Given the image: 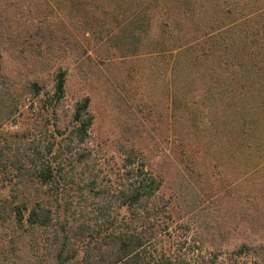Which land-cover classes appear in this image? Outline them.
I'll return each instance as SVG.
<instances>
[{"label": "trees", "instance_id": "1", "mask_svg": "<svg viewBox=\"0 0 264 264\" xmlns=\"http://www.w3.org/2000/svg\"><path fill=\"white\" fill-rule=\"evenodd\" d=\"M89 1L60 0V5L78 12L76 19L70 15L74 24L58 19L62 41L73 37L70 29L81 22L94 30L79 31L81 38L104 47L107 56L114 53L110 47L122 56H133L144 39L155 37L150 31L158 25L162 36L157 42L151 39L152 44L162 53L171 45L176 68L184 69L189 62L187 71L202 73L204 67L216 84L220 81L214 93L207 84L201 92L208 101L220 99L217 104L232 112V120L221 117L217 128L239 144L242 161L236 169H264V0H117V33L96 19L98 27H93ZM17 2L0 0V16L8 8H20ZM168 12H177V17L170 18ZM200 53L216 56V62L224 58L225 69L202 66ZM186 54L189 59L180 61ZM77 55H86L82 46ZM254 57L258 62H253L252 70ZM234 61L244 68L243 78L236 74ZM2 78L0 125L14 121L21 106L15 83L9 76ZM65 84L62 68L48 91L37 80L26 81L23 88L32 100L30 107H35L34 121L20 131L0 129V264H264L263 244H241L226 255L218 250L204 254L199 241L187 236L188 225L180 226L181 235H173L172 206L161 195L163 177L148 168L134 144L129 148L120 144L122 158L113 179L101 169L88 146L93 124L90 98L75 101L64 110L63 119ZM185 85L181 83V90ZM191 89L198 91L195 85ZM253 92L254 106L237 103ZM172 109L178 136L173 152L186 169L182 150L194 136L197 116L178 96ZM193 194L197 198L198 193ZM258 200L256 196L242 200L238 221L264 233V204Z\"/></svg>", "mask_w": 264, "mask_h": 264}, {"label": "rangeland", "instance_id": "2", "mask_svg": "<svg viewBox=\"0 0 264 264\" xmlns=\"http://www.w3.org/2000/svg\"><path fill=\"white\" fill-rule=\"evenodd\" d=\"M116 1H89L87 12L95 29L97 21L117 33ZM59 3L60 0H18L20 8H8L5 16H0V89L2 77L9 76L21 100L14 121L0 125V129L14 132L28 127L34 121L35 107L29 105L32 100L24 93V83L37 80L48 91L57 69L62 68L66 71L63 119L64 110L75 101L84 96L90 98L93 124L88 146L101 169L112 179L121 163L120 144L128 148L134 144L148 168L163 177L161 195L172 206L173 235H181L184 230L180 226L188 225L187 236L199 241L204 254L218 250L226 255L241 244L264 245V233L240 223V214H237L242 200L256 196L264 204V169H236L235 164L242 161L237 149L239 144L233 136L217 128L221 117L228 122L232 120V112L217 104L220 99L212 97L208 101L201 92L207 84L214 93L220 81L216 84L204 67L202 73H195V69L187 71L189 62L184 69L176 68L169 53L171 45L165 46L166 51L162 53L152 44L151 39L157 42L162 36L158 25L150 31L155 37L144 39V45L133 56H122L113 47L110 48L114 53L107 56L104 47L81 38V31L94 33L81 22L76 24L77 28L70 29L74 36L62 41L58 19L73 22L78 12L71 5L65 7ZM168 13L170 18L177 17V12ZM79 46L86 55H77ZM188 56L180 61L189 59ZM216 59V56L215 59L203 57L201 65L211 70L213 65L214 71L221 72L225 69L224 65L221 68L224 58L217 62ZM253 62L257 63L258 59L254 57L251 65ZM232 63L236 74L243 78L244 68L236 61ZM251 69L256 67L252 65ZM181 83L186 84L183 90ZM193 85L198 91L193 92ZM176 96L183 99L192 116H197H193L194 136L185 141L187 146L182 150L186 169L178 164L173 152L178 137L172 119ZM255 98L253 92L247 100L238 98L237 103L252 107ZM193 192L198 193L197 198ZM247 206L250 207L249 202L244 204L246 209Z\"/></svg>", "mask_w": 264, "mask_h": 264}]
</instances>
